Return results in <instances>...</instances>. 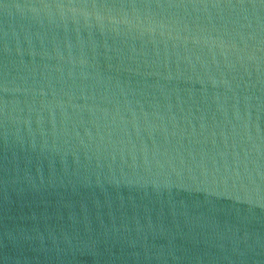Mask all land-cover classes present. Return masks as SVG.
<instances>
[{
    "label": "water",
    "instance_id": "95a60500",
    "mask_svg": "<svg viewBox=\"0 0 264 264\" xmlns=\"http://www.w3.org/2000/svg\"><path fill=\"white\" fill-rule=\"evenodd\" d=\"M0 264H264V0H0Z\"/></svg>",
    "mask_w": 264,
    "mask_h": 264
}]
</instances>
